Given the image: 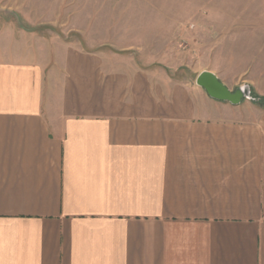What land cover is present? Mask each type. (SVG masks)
Instances as JSON below:
<instances>
[{"label":"crops","instance_id":"obj_1","mask_svg":"<svg viewBox=\"0 0 264 264\" xmlns=\"http://www.w3.org/2000/svg\"><path fill=\"white\" fill-rule=\"evenodd\" d=\"M159 2L200 70L89 29L120 0H0V264H264V0Z\"/></svg>","mask_w":264,"mask_h":264},{"label":"rangeland","instance_id":"obj_2","mask_svg":"<svg viewBox=\"0 0 264 264\" xmlns=\"http://www.w3.org/2000/svg\"><path fill=\"white\" fill-rule=\"evenodd\" d=\"M75 6L67 4L66 8L68 11L74 10ZM83 6H88L90 12L103 11L105 15L109 13L113 17L119 16L114 21L98 20L95 25L97 28H93L94 25L91 27L88 21L87 25L89 29H97L103 34L109 30L119 34L120 44L131 46L130 51L120 54H128L137 60L153 63L173 71L176 75L200 70L197 67L200 65L198 53L191 52L190 38L186 35L179 36L183 30L192 31L196 21L168 19L162 14L159 0H120L119 4L113 6L100 4ZM81 22L84 23V20Z\"/></svg>","mask_w":264,"mask_h":264},{"label":"water","instance_id":"obj_3","mask_svg":"<svg viewBox=\"0 0 264 264\" xmlns=\"http://www.w3.org/2000/svg\"><path fill=\"white\" fill-rule=\"evenodd\" d=\"M196 84L217 101L228 102L232 105H238L244 100L258 101L249 85L244 84L231 91L219 81L215 74L208 71H204L197 76Z\"/></svg>","mask_w":264,"mask_h":264},{"label":"trees","instance_id":"obj_4","mask_svg":"<svg viewBox=\"0 0 264 264\" xmlns=\"http://www.w3.org/2000/svg\"><path fill=\"white\" fill-rule=\"evenodd\" d=\"M261 100V99H260Z\"/></svg>","mask_w":264,"mask_h":264}]
</instances>
